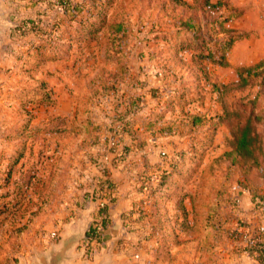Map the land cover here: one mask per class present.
<instances>
[{"label": "rangeland", "instance_id": "rangeland-1", "mask_svg": "<svg viewBox=\"0 0 264 264\" xmlns=\"http://www.w3.org/2000/svg\"><path fill=\"white\" fill-rule=\"evenodd\" d=\"M263 116L264 0H0V264L84 229L62 264H226ZM92 164L114 173L95 192Z\"/></svg>", "mask_w": 264, "mask_h": 264}, {"label": "crops", "instance_id": "crops-1", "mask_svg": "<svg viewBox=\"0 0 264 264\" xmlns=\"http://www.w3.org/2000/svg\"><path fill=\"white\" fill-rule=\"evenodd\" d=\"M107 169H105V166L101 167V165L92 164L91 171L85 172L83 187L95 192L97 191V185L100 180L104 178H110L112 180L114 173H109ZM262 179L263 181L261 184L256 186L254 183L249 182L251 185L248 183L246 189H242V196L236 204L237 209L234 213V216L240 221V224L237 227L238 233H235L236 238L231 240V245L235 248L234 250H231V255L228 256L226 264H261L256 258L250 256L244 248H241L242 245L239 240L247 226L254 228L258 225H264V200L259 198V194L264 192V178ZM112 200L111 208L109 210L110 213L108 212L107 214V217H110V219L113 215L114 218L112 219H115L118 212H124L132 205L127 191L118 186L115 188ZM98 201V195L89 198L88 200H84L85 207L87 208L78 212L77 216L74 217L75 221L73 222H82L83 220L91 218V215H96ZM90 207L93 209H89Z\"/></svg>", "mask_w": 264, "mask_h": 264}, {"label": "trees", "instance_id": "trees-1", "mask_svg": "<svg viewBox=\"0 0 264 264\" xmlns=\"http://www.w3.org/2000/svg\"><path fill=\"white\" fill-rule=\"evenodd\" d=\"M264 120V116H263ZM257 134L255 130L252 128L250 124V119L248 118L242 125L238 127L237 133L233 134V139L230 140V144L240 151L242 155L245 156L244 159H248L247 157H251L252 150H254L255 143L257 142ZM259 198L264 200V196L259 195ZM105 209V208H104ZM248 254L256 259H261L262 252L248 250Z\"/></svg>", "mask_w": 264, "mask_h": 264}, {"label": "built area", "instance_id": "built-area-1", "mask_svg": "<svg viewBox=\"0 0 264 264\" xmlns=\"http://www.w3.org/2000/svg\"><path fill=\"white\" fill-rule=\"evenodd\" d=\"M102 193L105 195L103 191ZM104 199L105 197L99 198V209H102L106 206V201ZM239 241L246 251L254 250L262 252L261 259L257 260L261 264H264V225H258L254 228L247 226Z\"/></svg>", "mask_w": 264, "mask_h": 264}, {"label": "water", "instance_id": "water-1", "mask_svg": "<svg viewBox=\"0 0 264 264\" xmlns=\"http://www.w3.org/2000/svg\"><path fill=\"white\" fill-rule=\"evenodd\" d=\"M82 232L83 233L79 234L70 233L69 235L63 237L58 248H50L49 256H41L38 262L34 264H62V262L67 258V252L72 246V243H74V241L80 238L83 234L85 235V229Z\"/></svg>", "mask_w": 264, "mask_h": 264}]
</instances>
